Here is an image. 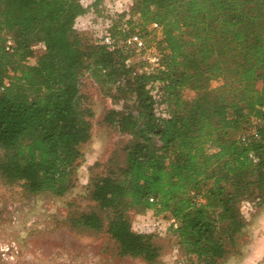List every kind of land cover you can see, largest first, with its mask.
Listing matches in <instances>:
<instances>
[{"label":"trees","instance_id":"trees-1","mask_svg":"<svg viewBox=\"0 0 264 264\" xmlns=\"http://www.w3.org/2000/svg\"><path fill=\"white\" fill-rule=\"evenodd\" d=\"M82 12L78 0H0V179L58 197L73 187L91 135L88 74L112 103L123 100L103 121L128 139L122 162L89 178L93 208L69 213L70 226L104 231L118 255L153 264L154 235L128 215L152 209L177 221L181 264H220L245 226L239 200L264 203V0H131L135 26L160 27L153 70L127 61L125 27L109 28L111 46L75 31ZM34 42L43 50L30 64ZM229 51L236 60L225 66Z\"/></svg>","mask_w":264,"mask_h":264},{"label":"rangeland","instance_id":"rangeland-1","mask_svg":"<svg viewBox=\"0 0 264 264\" xmlns=\"http://www.w3.org/2000/svg\"><path fill=\"white\" fill-rule=\"evenodd\" d=\"M78 2L83 12L74 20L75 31L95 40L99 30L112 23L119 36L123 33L122 27L125 31L144 34L150 53L158 54L156 43L160 32L150 27L141 29L135 26L137 15L126 13L131 0H101L95 5L93 0ZM129 18L132 23L125 25ZM31 49L33 53L26 59L30 64L35 62L43 45L34 42ZM150 53L133 52L129 57L130 63L148 66ZM235 60L233 51L227 52L223 58L225 66ZM220 83L221 79H213L207 85L215 87ZM80 92L84 104L92 111L89 118L91 135L80 146L83 159L76 168L73 187L58 197L49 192L30 193L20 183L7 184L0 179V248L7 264H146L140 258L118 255L116 244L104 231L71 227L68 223L69 213L77 215L93 208L87 197L89 178L103 171L110 158L121 163V146L128 139L103 121L105 112L112 107L119 108L123 100L112 103L109 97L102 95L88 74L81 78ZM162 108L158 107L157 111ZM227 206L236 211L235 205L227 203ZM128 215L133 230L154 235L159 257L153 264H181L182 251L178 249L169 227L168 215H156L150 209H131ZM220 264H264V203L254 202V211L235 238L233 252Z\"/></svg>","mask_w":264,"mask_h":264},{"label":"built area","instance_id":"built-area-1","mask_svg":"<svg viewBox=\"0 0 264 264\" xmlns=\"http://www.w3.org/2000/svg\"><path fill=\"white\" fill-rule=\"evenodd\" d=\"M112 26V23H108L105 25V27L101 30H99V33L96 35L95 40H97L98 42H100L101 44H104L106 46H111L114 43V37L111 34L109 28ZM151 28L155 29V30H160V27L156 24V23H152L151 24ZM119 44H121L124 48L127 49H131L133 52H148L150 53L151 50L147 45L146 40L141 37L139 34L137 33H133L128 35L127 37H125L122 40H119ZM11 45V41L9 39H7L5 41V48L9 49ZM151 55H149L147 57L148 60V66L147 68L150 70L156 69L159 66V56L158 54H154V53H150ZM128 62H130V60H127ZM152 93L155 94V91L152 90ZM155 96H157L155 94ZM264 109V108H262ZM162 116H165L164 112H161ZM152 200V199H150ZM237 210L241 216V218L246 221L247 218L249 217V215L254 211V202L250 199L247 198L246 196H243L239 202L237 203ZM150 211L152 212V209H150ZM155 219H158L157 216H155ZM169 227L172 226L173 229H175L178 225L177 221L174 218H169ZM177 240V247L178 249H180L182 251V257L183 259L185 258V253L184 250L181 246V244L178 242V238H177V234L171 230Z\"/></svg>","mask_w":264,"mask_h":264},{"label":"flooded vegetation","instance_id":"flooded-vegetation-1","mask_svg":"<svg viewBox=\"0 0 264 264\" xmlns=\"http://www.w3.org/2000/svg\"><path fill=\"white\" fill-rule=\"evenodd\" d=\"M4 259H6L4 256V252H2V249L0 248V264H7Z\"/></svg>","mask_w":264,"mask_h":264}]
</instances>
